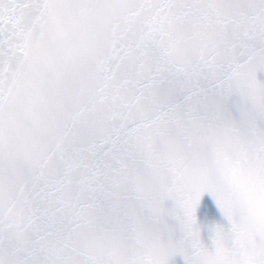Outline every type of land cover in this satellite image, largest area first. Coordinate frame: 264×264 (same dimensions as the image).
Listing matches in <instances>:
<instances>
[{
  "label": "snow or ice",
  "instance_id": "snow-or-ice-1",
  "mask_svg": "<svg viewBox=\"0 0 264 264\" xmlns=\"http://www.w3.org/2000/svg\"><path fill=\"white\" fill-rule=\"evenodd\" d=\"M178 257L264 264V0H0V264Z\"/></svg>",
  "mask_w": 264,
  "mask_h": 264
},
{
  "label": "water",
  "instance_id": "water-1",
  "mask_svg": "<svg viewBox=\"0 0 264 264\" xmlns=\"http://www.w3.org/2000/svg\"><path fill=\"white\" fill-rule=\"evenodd\" d=\"M208 202H211L213 211H208L205 209L204 205ZM198 215H199L201 221L204 222L206 225L209 223H212L214 221H218L222 218L221 213H220L218 207L215 205V202H214V200L210 194H205L201 208L198 211ZM204 236H205V239L209 238V233H208L207 227L205 228ZM176 259L178 261V264H184L182 257H178Z\"/></svg>",
  "mask_w": 264,
  "mask_h": 264
}]
</instances>
